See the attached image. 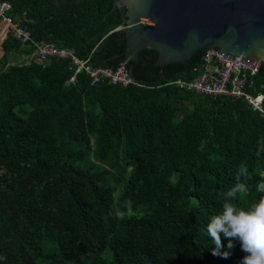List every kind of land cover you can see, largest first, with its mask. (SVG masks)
I'll return each instance as SVG.
<instances>
[{"label":"trees","instance_id":"16d2710c","mask_svg":"<svg viewBox=\"0 0 264 264\" xmlns=\"http://www.w3.org/2000/svg\"><path fill=\"white\" fill-rule=\"evenodd\" d=\"M36 42L117 68L126 20L115 0H7ZM5 41V40H4ZM10 45L25 55L10 35ZM129 61L136 83L92 84L71 59L0 60V264H240L238 241L214 256L206 226L249 166L244 207L264 178V118L245 101L196 94L191 63ZM75 75V79L70 81ZM250 93L264 95V64Z\"/></svg>","mask_w":264,"mask_h":264},{"label":"water","instance_id":"95a60500","mask_svg":"<svg viewBox=\"0 0 264 264\" xmlns=\"http://www.w3.org/2000/svg\"><path fill=\"white\" fill-rule=\"evenodd\" d=\"M116 6L126 10L116 30L124 32L127 63L146 65L149 48L158 51V65L189 64L207 50L264 64V0H115Z\"/></svg>","mask_w":264,"mask_h":264},{"label":"built area","instance_id":"2783aa9c","mask_svg":"<svg viewBox=\"0 0 264 264\" xmlns=\"http://www.w3.org/2000/svg\"><path fill=\"white\" fill-rule=\"evenodd\" d=\"M0 33L2 36L11 35L23 46L34 44L35 50L28 57L44 66L54 57L71 59L76 66L75 74L85 71L92 84L107 81L128 86L136 83L127 67L126 60L117 68L89 65L86 60L76 56L74 49L63 45L57 46L51 42L34 41L31 31L13 16L12 4L7 0H0ZM201 59L199 66L194 68L196 73L191 81L186 82L179 79L176 82L185 85L198 95L225 96L243 100L254 112L264 118V95L262 93L253 94L247 90V86H253V77L259 72L261 66L259 60L251 59V63L246 64L224 58L211 50L202 53ZM73 77L71 80H74Z\"/></svg>","mask_w":264,"mask_h":264},{"label":"clouds","instance_id":"9594fccd","mask_svg":"<svg viewBox=\"0 0 264 264\" xmlns=\"http://www.w3.org/2000/svg\"><path fill=\"white\" fill-rule=\"evenodd\" d=\"M256 156L264 155V140L258 142ZM249 166L241 162L235 175V182L219 195L222 198L221 210L212 215L207 226V235L215 244L212 250L214 256L228 258L229 251H221L224 247L223 237L228 239L227 248L235 247L233 241H238L245 255L240 264H264V178L256 185L261 195L258 200L244 207L241 198L248 193ZM0 259L5 257L0 256Z\"/></svg>","mask_w":264,"mask_h":264},{"label":"crops","instance_id":"0c3cea01","mask_svg":"<svg viewBox=\"0 0 264 264\" xmlns=\"http://www.w3.org/2000/svg\"><path fill=\"white\" fill-rule=\"evenodd\" d=\"M1 34L2 33H0V60L6 57L8 64H20L24 61H31L28 55H25L19 50L12 48V46L10 45V35L2 36Z\"/></svg>","mask_w":264,"mask_h":264}]
</instances>
